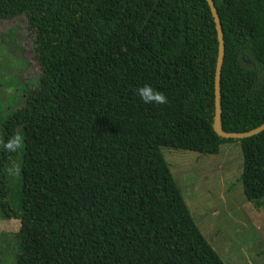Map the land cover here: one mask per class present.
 I'll return each mask as SVG.
<instances>
[{"label":"trees","instance_id":"16d2710c","mask_svg":"<svg viewBox=\"0 0 264 264\" xmlns=\"http://www.w3.org/2000/svg\"><path fill=\"white\" fill-rule=\"evenodd\" d=\"M224 41L223 131L264 122V0H213ZM25 16L40 65L0 118V216L15 264H225L190 214L161 146L215 154L237 140L240 181L264 199V130L213 128L217 30L207 0H0ZM145 84L167 97L146 104ZM14 170L16 174L14 175Z\"/></svg>","mask_w":264,"mask_h":264},{"label":"rangeland","instance_id":"374dc122","mask_svg":"<svg viewBox=\"0 0 264 264\" xmlns=\"http://www.w3.org/2000/svg\"><path fill=\"white\" fill-rule=\"evenodd\" d=\"M34 33L25 16L0 17V118L23 105L38 83ZM196 225L225 264H264V199L246 198L237 140L215 154L161 146ZM16 170H14V175ZM19 221L0 216V264H15Z\"/></svg>","mask_w":264,"mask_h":264},{"label":"water","instance_id":"95a60500","mask_svg":"<svg viewBox=\"0 0 264 264\" xmlns=\"http://www.w3.org/2000/svg\"><path fill=\"white\" fill-rule=\"evenodd\" d=\"M211 13L214 18L216 30H217V37H218V54H217V61H216V68H215V75H214V118H213V128L214 131L221 137L224 138H234L240 139L255 135L264 130V122L259 126L250 129L248 131L243 132H226L223 131L221 128L220 117H221V108H220V72L221 66L224 57V41H223V32L221 28V23L216 12V8L214 6L213 0H207Z\"/></svg>","mask_w":264,"mask_h":264},{"label":"clouds","instance_id":"9594fccd","mask_svg":"<svg viewBox=\"0 0 264 264\" xmlns=\"http://www.w3.org/2000/svg\"><path fill=\"white\" fill-rule=\"evenodd\" d=\"M137 95L146 104L155 103L160 105L168 102L167 97L163 93L155 90L149 84H145L144 86L138 88ZM22 142V137L19 134H16L9 138L6 142L0 141V145H2L4 151L11 153L18 151L22 146Z\"/></svg>","mask_w":264,"mask_h":264}]
</instances>
